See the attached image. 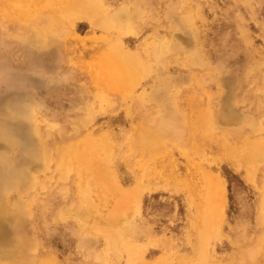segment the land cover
I'll list each match as a JSON object with an SVG mask.
<instances>
[{
  "label": "rangeland",
  "instance_id": "rangeland-1",
  "mask_svg": "<svg viewBox=\"0 0 264 264\" xmlns=\"http://www.w3.org/2000/svg\"><path fill=\"white\" fill-rule=\"evenodd\" d=\"M36 1L55 4L24 0L29 20L21 22L6 14L9 0H0L6 24L0 32L3 256L9 254L16 236L28 230L32 264H145L166 251L167 264H216L217 260L240 264L241 258L247 259V251L264 237L259 192L263 164L257 165L256 179L249 182L243 178L245 165L239 171L235 156L219 164L211 160L224 139L232 145L242 138L264 137V0H105L104 7L115 14L127 4L137 8L128 30L118 32L126 28L124 24L95 30L86 19L76 21L77 29L68 27L67 16L74 10L68 15L62 11L58 15L66 28L61 25L52 42L35 47L29 45V36L49 15L46 9L33 8ZM115 40L122 41L117 55L133 50L142 64L133 70L131 83H123L122 90L106 89L102 100L99 95L105 85L97 86L96 80L107 77L104 59ZM170 100L184 117L185 112L203 116L209 111L212 123L194 129L183 123L175 128L170 120L157 118V109ZM87 110L92 114L85 119ZM138 124L164 130L160 149L143 146L131 137ZM89 133L107 136L106 145L113 151L112 172L105 174L104 183L84 188L93 216L109 232L91 235L93 244L82 243L86 234L74 217L57 216L78 195L77 184L85 183L88 161L84 154L74 159L73 170L81 176L72 173L68 181L52 189L51 183L40 189L23 185L31 171L43 172L40 183L45 184L66 147ZM199 169L221 175L227 194L221 229L200 244L197 233L188 232L191 207L187 196L192 191L191 186L185 187V179L198 180ZM139 180L144 185L140 215L122 198L125 192H120L132 189ZM59 186L68 189L65 197L59 194ZM119 203L125 206L119 207L121 214L112 228L108 217ZM128 212L135 215L132 221L138 233L134 240L139 243L131 241L130 250L114 234L118 225H129ZM242 224L247 225V239L239 242ZM113 236L116 245L107 247L106 239ZM194 245L206 247V254L198 255ZM7 258L1 263L11 264Z\"/></svg>",
  "mask_w": 264,
  "mask_h": 264
},
{
  "label": "bare ground",
  "instance_id": "bare-ground-1",
  "mask_svg": "<svg viewBox=\"0 0 264 264\" xmlns=\"http://www.w3.org/2000/svg\"><path fill=\"white\" fill-rule=\"evenodd\" d=\"M54 2V6L47 3L46 1H36L34 5V9H46L49 13L48 19L45 23L38 25L36 30L29 36V45L42 46L44 43L52 42L54 39V34L57 36L58 31H56L59 27L64 26L65 22L62 21V17L60 15L63 14L68 15V13L72 10V15L69 14L67 16V20L69 21L66 25L69 27L78 28L76 21L86 19L88 21L89 27L92 29H116L117 27L124 26L126 27L124 30L118 29V32H122L128 30V26L132 19L138 15L137 8L134 6H123L120 8L117 14L112 13L110 10L104 7L105 0H51ZM62 2L61 3H59ZM10 3V4H9ZM9 3L6 4L5 10L6 14L13 16L15 19L21 22H27L29 20V14L27 10L24 9V0H9ZM52 6V7H51ZM60 17V19H59ZM64 22V23H63ZM5 23L2 13H0V32L1 34L5 31ZM65 25V28H66ZM72 27V28H73ZM54 33V34H53ZM43 42V43H40ZM122 45L121 40H115L110 43L111 50L106 53V58L104 62L108 63V66L105 70V78L95 79L98 83L97 86L105 85V88L100 92V99L105 100L106 94L105 90H122L123 83L129 81L131 83L134 74L133 70L142 64L141 59L138 56V53L135 51H131L130 49H125L124 52L120 55H117V49ZM101 61H103L101 59ZM141 62V63H140ZM90 66V64H88ZM90 70L92 72H96V68L90 66ZM131 79V80H130ZM164 89V87H162ZM159 92V90H157ZM167 105L165 108L164 106ZM92 114L90 110H87V115H85V119L87 116ZM39 114L36 113V118ZM90 117V116H89ZM156 117L159 119H164L165 121H171L172 126L181 125L186 123L189 129H194L196 126L207 124L210 126L211 116L209 111L205 112L203 116H199L193 111L185 112V117L180 111L179 107L174 104V101H166L162 103L156 111ZM223 119V117H222ZM41 121V120H39ZM43 122V121H42ZM47 124V122H45ZM174 124V125H173ZM50 125V124H49ZM149 125V124H148ZM148 125L138 124V126L132 129L131 137L134 140H141L143 146H149L155 150L161 148L164 141V130L160 128L151 129ZM47 129H51V125ZM49 133L52 132L49 130ZM41 135L45 136L46 131L41 130ZM108 137H101L98 135L89 133L81 136L74 143L66 147V150L60 155V158L54 162V165L50 168L51 177L47 179V182L43 184L40 183V179L42 173L38 171H31L27 174L26 179L23 181V185H27L29 187L34 186V189H40L44 187L46 184L48 186L51 183V188H54L55 185L64 184L70 178L72 173L76 176H81L78 172L75 173L74 169V159L78 158L79 155H85V159L88 161V164L85 165L86 178L84 180L85 183H78V195L72 200V203H66L58 210L59 218H68L74 217L77 221L76 225L78 226L82 233L86 235L83 236L82 243L93 244L94 240L91 238V235L99 234H108V229L105 225H101L96 217L93 216V206L86 196L84 188L89 186L90 183L100 181L101 184L104 183L105 174L109 171L112 172L111 166H113V151L112 146L107 144ZM220 149L216 155L212 156L211 163L219 164L221 161L228 160L235 156L238 160L237 169L240 171L242 166L245 165V172L243 173V178L246 181L252 182L255 181V171L257 169L258 164H263L261 167H264V137L251 140L249 138H242L236 144L228 143L227 140H223L220 142ZM85 151V153H84ZM262 162V163H260ZM109 168L106 172L104 169ZM83 170V169H82ZM145 173V172H144ZM143 173V174H144ZM199 178L196 182L192 183V181L185 179V187H190L191 194L187 196V201L189 206L191 207L190 214V223L189 230H193L197 233V242H206L210 240L218 234V229L221 225L222 220L225 219L226 207H227V194L226 190L223 186V181L221 175L208 172L204 169H199ZM83 176V172H81ZM96 176H100L99 178H95ZM264 175V174H263ZM83 178V177H82ZM185 178V177H184ZM83 182V181H81ZM42 184V186H41ZM69 186V185H68ZM102 187L104 185H101ZM194 186H196L194 188ZM143 182L139 180L135 183V187L132 189L124 191L125 194L121 193L122 198L126 199V202L132 204L136 207L134 209V213L140 215L141 206L139 205L142 201V190H143ZM192 187L194 189H192ZM48 188V187H47ZM49 189V188H48ZM49 189V190H50ZM84 190V194L82 195ZM67 188L63 186H59L58 192L60 195L65 197ZM81 192V193H80ZM93 192V191H92ZM260 192V205L264 209V178L259 185ZM16 193H20V190ZM94 193V192H93ZM134 203V204H133ZM5 202L1 204L0 210L2 211ZM122 205L119 203L113 206L111 210V217H108V222L110 225H113L114 228L116 225V219L121 214L119 210L122 208ZM133 206V208H134ZM120 207V208H119ZM127 207V206H126ZM264 211V210H263ZM2 213V212H1ZM68 214V215H67ZM128 214V219L126 222L129 225L120 226L118 225L116 234L118 236L117 240H121L120 245L124 244L127 250H130L129 246H132L133 243L139 244L137 240H134L135 231L136 234L137 226L133 224L132 219L135 215ZM126 214V215H127ZM138 215V216H139ZM262 216V215H261ZM264 217V216H262ZM88 220L92 221V224L89 225ZM264 229V222L261 224ZM239 242L241 240L247 239V225L242 224L239 228ZM221 232L219 231V237ZM112 238L106 239L107 247H112L114 241ZM191 237H189L190 239ZM243 238V239H241ZM86 239V240H84ZM126 239H130V241H126ZM138 239V237H136ZM219 239V238H218ZM32 241V236L30 232L27 230L24 234L17 235L14 241V245H12L9 254L5 257V253H2L0 250V264H2L3 260L12 259L11 264H32L31 261L28 260L29 256V245ZM131 241L133 242L131 244ZM234 242V243H239ZM116 245V243H114ZM200 244V243H199ZM241 243L237 244L238 247H241ZM201 246V245H200ZM195 250L198 255H204L205 248L204 246H196L194 245ZM167 252V251H166ZM161 253L155 258L151 259L149 262L145 264H167L168 253ZM248 258H241L240 264H264V237L261 243L253 250L247 251ZM2 256V257H1ZM99 257V255H98ZM231 261V260H230ZM2 262V263H1ZM200 262V261H199ZM51 264L52 262H41V264ZM232 263V262H231ZM230 263V264H231ZM216 264H228L224 263V261L217 260ZM239 264V263H238Z\"/></svg>",
  "mask_w": 264,
  "mask_h": 264
}]
</instances>
